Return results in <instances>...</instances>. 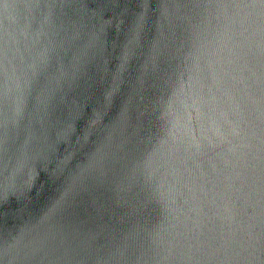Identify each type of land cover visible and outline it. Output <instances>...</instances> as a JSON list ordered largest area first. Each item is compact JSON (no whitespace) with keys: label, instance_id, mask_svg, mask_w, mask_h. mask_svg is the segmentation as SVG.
<instances>
[{"label":"water","instance_id":"obj_1","mask_svg":"<svg viewBox=\"0 0 264 264\" xmlns=\"http://www.w3.org/2000/svg\"><path fill=\"white\" fill-rule=\"evenodd\" d=\"M0 264H264V8L0 0Z\"/></svg>","mask_w":264,"mask_h":264},{"label":"snow or ice","instance_id":"obj_2","mask_svg":"<svg viewBox=\"0 0 264 264\" xmlns=\"http://www.w3.org/2000/svg\"><path fill=\"white\" fill-rule=\"evenodd\" d=\"M250 2L254 5V6H259L261 8H264V0H250Z\"/></svg>","mask_w":264,"mask_h":264}]
</instances>
